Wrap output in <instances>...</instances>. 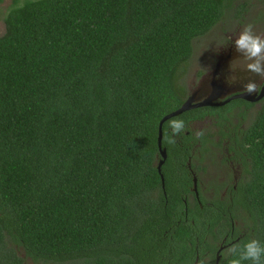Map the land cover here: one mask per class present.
I'll return each mask as SVG.
<instances>
[{"label":"trees","instance_id":"16d2710c","mask_svg":"<svg viewBox=\"0 0 264 264\" xmlns=\"http://www.w3.org/2000/svg\"><path fill=\"white\" fill-rule=\"evenodd\" d=\"M231 2L11 0L0 34V264H193L207 236L230 227L223 203L177 221L181 199L163 196L160 174L168 195L169 165L183 172L185 159L173 158L167 129L190 112L162 124L160 172L156 156L193 42ZM234 146L245 178L228 205L241 228L218 264H253L241 257L252 241L264 246V98Z\"/></svg>","mask_w":264,"mask_h":264},{"label":"flooded vegetation","instance_id":"af4514ba","mask_svg":"<svg viewBox=\"0 0 264 264\" xmlns=\"http://www.w3.org/2000/svg\"><path fill=\"white\" fill-rule=\"evenodd\" d=\"M257 22L258 26L264 24L259 17ZM228 33L232 32L224 31V40L214 44L211 54L202 65L195 68L187 79L185 76L180 78L185 90L181 104L192 97V104L196 105L182 112H190L189 115L176 120L183 125L178 133L174 132L171 124L168 126L167 144L173 158L176 159L175 154L180 151L185 153L184 162L180 164L184 171L179 172L173 163L169 165L168 195L164 190L163 174V182L160 174L163 196H170L172 200L179 197L182 201V209H178V215L174 217L177 221L188 220L189 216L197 213L196 207L202 208L204 202L213 207L217 203L225 204V208L221 209V220H229L230 227H226L223 233L217 232L215 238L208 235L210 247L200 254L195 252L193 264L199 258L204 264H215L217 259L219 262L239 236L241 223L229 215L228 204L232 201L228 196L245 178V172L231 146L235 147V138L252 121L264 98L255 99L264 85V76L249 67L255 63V59L250 60L238 52L235 41L227 37ZM258 36L264 38V32ZM260 67L264 70V60L260 61ZM248 84H254L255 90L246 91L245 85ZM206 100L211 103L201 104ZM162 148L167 158V147ZM160 159L158 151L156 166Z\"/></svg>","mask_w":264,"mask_h":264},{"label":"rangeland","instance_id":"374dc122","mask_svg":"<svg viewBox=\"0 0 264 264\" xmlns=\"http://www.w3.org/2000/svg\"><path fill=\"white\" fill-rule=\"evenodd\" d=\"M22 1L23 0H19L20 3ZM10 3L11 0H0V34L4 31L2 19ZM240 5H242L243 8L238 15L235 8ZM258 17L261 18L264 23L263 0H232L231 8L226 12L224 19L217 23L207 34L194 40L193 54L187 64L186 73L183 77L185 76V79H187L195 68L203 64L211 54L214 44H218L224 40V31L232 32L230 34L228 33L227 37L233 42L239 38L243 30L249 25L252 26V33L254 35L258 36L260 32H264V24L258 26ZM24 264H32V261L27 259Z\"/></svg>","mask_w":264,"mask_h":264},{"label":"clouds","instance_id":"9594fccd","mask_svg":"<svg viewBox=\"0 0 264 264\" xmlns=\"http://www.w3.org/2000/svg\"><path fill=\"white\" fill-rule=\"evenodd\" d=\"M236 50L246 55L250 60L255 59V63L250 64L249 67L264 76V70L260 67V61L264 60V38L254 35L252 33V26L249 25L243 30L239 38L235 41ZM256 86L254 84L245 85V90L248 92L254 91ZM171 127L175 133H178L182 128V122L172 121ZM167 138V137H166ZM170 143H175L174 140H169ZM264 246H261L258 241H252L246 245V251L241 259L251 260L253 264H264ZM231 264H241V260H232Z\"/></svg>","mask_w":264,"mask_h":264},{"label":"water","instance_id":"95a60500","mask_svg":"<svg viewBox=\"0 0 264 264\" xmlns=\"http://www.w3.org/2000/svg\"><path fill=\"white\" fill-rule=\"evenodd\" d=\"M264 96V85L260 91V93L258 94V96L255 99H260L261 97ZM193 98L189 97L188 99H186L177 109L165 114L159 121L158 123V134H157V147H158V151L160 153L161 159L159 160L158 164H157V170L158 172H160L161 170V166L166 158V151L165 149L162 148L161 146V141H162V124L164 123V121H166L167 119L179 115L180 113L184 112L187 109H190L192 107H194L196 104H192ZM211 101L210 100H206L203 101L201 104H210ZM162 178V175H161ZM162 182H163V178H162ZM195 264V263H194ZM215 264H218V259L216 261Z\"/></svg>","mask_w":264,"mask_h":264}]
</instances>
